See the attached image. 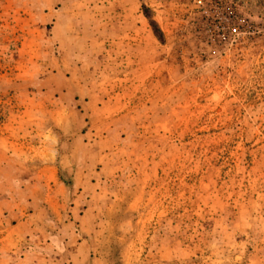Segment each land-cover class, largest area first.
<instances>
[{
    "label": "rangeland",
    "instance_id": "obj_1",
    "mask_svg": "<svg viewBox=\"0 0 264 264\" xmlns=\"http://www.w3.org/2000/svg\"><path fill=\"white\" fill-rule=\"evenodd\" d=\"M0 264H264V0H0Z\"/></svg>",
    "mask_w": 264,
    "mask_h": 264
}]
</instances>
